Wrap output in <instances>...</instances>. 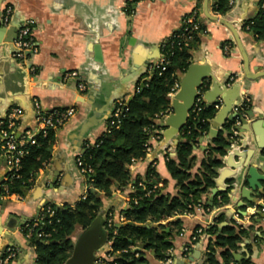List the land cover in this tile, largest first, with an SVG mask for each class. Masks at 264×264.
<instances>
[{
  "label": "crops",
  "instance_id": "1",
  "mask_svg": "<svg viewBox=\"0 0 264 264\" xmlns=\"http://www.w3.org/2000/svg\"><path fill=\"white\" fill-rule=\"evenodd\" d=\"M126 1L2 0L0 14L10 7L12 16L9 24L4 26L7 30L0 36V121L11 109L21 108L23 114L16 129V137H19L36 130L32 99H37L45 111L69 107L75 111L73 117L55 130L50 160L35 173L30 186L24 188L21 195L0 197V250L15 249V257L9 264L34 263V247L30 245L31 238H25L24 231L40 217L45 207L74 208L85 198L87 179L80 174L76 158L86 146L94 145L108 132L115 102L126 103L135 88L150 78V67L160 58L161 45L181 28L184 17L198 8V0H143L128 14ZM229 4V10L221 16L212 11L213 0H209L210 14L233 25L249 55L252 71L259 65L253 58V48L260 46L264 52V39L256 40L244 23L260 15L264 0H230ZM202 5L201 0L199 20L204 31L201 43L191 51L190 63L212 74V80L199 89L202 103L219 104L210 129L215 128L217 134L224 133V124L237 115L234 108L244 100H248L246 120L251 124L247 131H242L241 124L236 127L235 147L243 155V168L237 171L235 180L227 181L224 192L228 203L223 204L219 214H223L225 223L230 224L234 222L235 208L245 213L238 216L246 235L233 253L231 264H242L247 260L250 264H264V208L258 207V204L264 205V197L257 189L249 190L248 184L243 182L246 167L264 173V150L260 148L264 144V77L253 81L243 77L241 56L231 33L220 23L206 19ZM28 20L32 21V39L37 51L22 65L12 56L16 33L8 29L13 23H17L18 28ZM219 71L220 79L217 80L215 75ZM73 72L76 77L67 76ZM228 75L232 76L227 80ZM230 78L234 81L227 86ZM79 84L84 89H79ZM173 96L168 95L170 106ZM166 117L155 122L160 139L152 142L150 155L129 166L127 186L122 190L112 189L103 198L102 211L106 216L119 215L127 208L133 184L146 174L151 162H155L159 175L155 187L165 194L175 195V181L166 170L165 155L167 152L175 155L180 133L169 140L168 145L162 144L166 128L160 124ZM213 121H217L216 127H213ZM210 138L207 135L200 139L194 148L192 173L197 172ZM234 162H237L236 158ZM7 173L6 163L0 159V184ZM261 184L264 187V183ZM211 190L202 197L208 206H211ZM215 211L216 206L210 210L198 206L192 213L160 222L173 234L171 264H206L207 239L191 243L190 238L194 230L206 226L211 219L210 213ZM175 219L181 220L179 234H176L177 226L169 224ZM108 248L105 246L96 257L104 258ZM113 257L110 253L105 260ZM145 258L149 264H165L164 260H156L153 252L146 253Z\"/></svg>",
  "mask_w": 264,
  "mask_h": 264
},
{
  "label": "trees",
  "instance_id": "2",
  "mask_svg": "<svg viewBox=\"0 0 264 264\" xmlns=\"http://www.w3.org/2000/svg\"><path fill=\"white\" fill-rule=\"evenodd\" d=\"M140 1L143 0H127L126 13L131 14L133 6ZM229 2L230 0H213L212 11L224 16L230 8ZM200 3L201 0H198V8ZM197 21L198 29L191 33L187 45L181 39L184 26L161 45V54L168 57L167 69L161 74L151 70L150 78L137 86V91H134L126 102L118 124L109 127L108 132L94 145L86 146L84 152L78 156L82 163L81 168L90 169V172L83 175L87 179L85 198L74 208H58L52 205L44 208L39 217V225L29 240L35 252L33 264H64L72 253V239L76 233L87 227L96 217L104 214L103 198L112 189L122 190L130 182L129 166L144 157L143 146L150 136L148 131L153 126L157 127L156 119L171 110L168 94L176 84H179L181 75L188 69L191 51L201 43L204 27L199 16ZM247 25L248 31L256 40L264 39V9L258 17L244 23V27ZM244 107L247 113L249 104ZM216 113L214 105L204 103L199 112L190 110L180 130L181 142L175 148V155H165L166 170L175 181V195L165 194L160 188L155 187L159 175L153 162L150 163L146 174L136 179L133 192L130 194L131 201L123 211L127 223L114 225L113 229L107 230L111 255L114 257L105 260L104 264H149L145 258L148 252H153L156 260L163 261L172 248L173 234L166 230L161 221L192 213L198 206L210 210L228 203L226 192L217 194L211 206L204 203L202 197L209 189L215 187L217 170L222 167L221 159L226 155L234 139L233 130H236L234 123L237 117L224 124V133L219 132L210 138L197 172L192 173L195 164L194 148L199 145L200 139L210 135V124ZM3 128H6V124ZM13 131L16 136V130ZM54 132L51 129L47 130L46 135L33 132L35 144L25 145L27 153L20 157L17 172L19 177L6 183L10 194L21 195L23 189L30 186L35 173L48 163ZM148 192L150 193L147 194ZM48 208L54 211L51 217L45 212ZM148 222L158 226L146 227ZM224 223V215L218 214L211 224L201 228L207 236L206 264H231L233 253L238 249L242 237L246 235V229L242 226L234 222ZM169 224L177 226L176 234H179L181 220L175 219ZM37 233L43 236L37 238ZM137 244L144 245L142 251H134L133 248ZM242 264H250V261Z\"/></svg>",
  "mask_w": 264,
  "mask_h": 264
},
{
  "label": "built area",
  "instance_id": "3",
  "mask_svg": "<svg viewBox=\"0 0 264 264\" xmlns=\"http://www.w3.org/2000/svg\"><path fill=\"white\" fill-rule=\"evenodd\" d=\"M12 16V9L10 7H6L3 9V11L0 14V25L1 26H7L10 22ZM199 16V9L195 7L192 12L184 17L182 20V26L183 27V35L181 36V39L185 45H187L188 40L190 39V35L193 31H196L198 29V21L197 17ZM36 48L33 44L32 39V21H25L23 24H21L16 31V37L13 41V58L21 63L22 65H25L30 58V55L36 53ZM168 57L164 54H161L160 58L157 62H155L150 69L158 71L159 74H161L163 71L167 69L168 66ZM67 76L69 77H76V73H70ZM234 79L230 78L229 82L227 83V86L230 85L231 82H233ZM79 89H84V86L82 84L78 85ZM137 87L135 88V91H137ZM179 89V84H176L174 88L171 90V92L168 94L169 96L174 95L177 90ZM32 106L34 109V116H35V124H36V133H41L42 135H46L47 130H56L60 126L64 125L71 117H73L75 111L74 108L69 107L66 109H52L49 111H45L39 101L37 99H32ZM248 103V100H244L242 104L239 106H236L234 108V112L237 114V120L234 123L235 127H238L240 125V119L246 118V112H245V105ZM126 106V103L123 101H116L112 114L110 117V123L109 127H115L118 122L119 118L124 111ZM219 107V104L214 105V108L217 110ZM202 109V98L201 94L196 97L194 105L191 109L192 112H199ZM171 113V110L166 112L164 115H162L160 118L156 119V121L163 119L168 114ZM23 111L21 108L16 107L14 109H11L9 113L7 114L6 118L3 121H0V159H3L6 163L8 173L3 179V181L0 184V197H9L12 194L8 191L7 182L12 179H16L19 176L17 175V172L19 170V160L20 157H22L24 154L27 153L25 145L28 143L30 145L35 144L34 139V133H25L24 135H21L19 137H16L14 135V129L16 130L19 125V118L22 116ZM155 121V122H156ZM6 124V128H3V125ZM149 132V139L144 143L143 151H144V157L141 159H144L148 157L151 153L152 149V142L158 141L160 139V136L157 132V127L154 126L148 131ZM236 130H233V136L234 139L232 140V143L230 144V147H235L236 145ZM166 154H170L167 152ZM76 166L80 172L81 175H85V173L90 172V169H84L81 168V161L79 157L75 160ZM153 165H155V162H153ZM140 186H142L140 184ZM148 192L147 194H149ZM131 201V198L129 202ZM220 202V200H218ZM224 208V205L216 206V211L214 213H210L211 219H209L206 222V226L212 223V220L214 217H216L219 212ZM46 214L51 217L54 214V211L51 209H46ZM127 223L126 215L121 212L119 215H108L106 216L104 228L107 231L108 229H113L114 225H124ZM234 223L242 226L241 221L239 219V216L235 213L234 215ZM39 225V218L32 224L25 227V238L30 239L32 233L34 232V229L37 228ZM115 233V232H114ZM43 235L41 233H37L36 237L40 238ZM206 241L207 236L202 232V229H196L191 235L190 242H197L201 240ZM109 248V252L106 253L104 258H97L96 263L97 264H104V261L106 258L110 256V253L112 252L110 248V241L108 240L107 245ZM137 256V254H136ZM15 257V249L12 247L5 248L4 250H0V264H9L13 258ZM165 264H171L172 258L170 257V250L168 252V256L163 261Z\"/></svg>",
  "mask_w": 264,
  "mask_h": 264
},
{
  "label": "water",
  "instance_id": "4",
  "mask_svg": "<svg viewBox=\"0 0 264 264\" xmlns=\"http://www.w3.org/2000/svg\"><path fill=\"white\" fill-rule=\"evenodd\" d=\"M202 2L203 16L210 21L218 22L225 26L231 33L235 47L241 56L243 77L249 81L264 77V52H262L261 47L256 46L253 48V58L259 65L251 71L249 67V55L245 51L244 46L233 25H231L225 19L210 14L209 0H202ZM1 4L2 0H0V6ZM6 30V27L0 25V36ZM8 30L15 34L17 30V23L11 24ZM1 41L2 39L0 37V42ZM220 74L221 72L219 71L215 75L217 80L220 79ZM231 76L232 75L226 76L227 80ZM210 80H212V74L209 73L207 69L192 63H190L186 72L181 75L179 79V89L174 94L171 101V113L160 124V127L166 128L162 134L163 145H168V141L180 133V130L184 126L188 118V114L194 105L195 99L199 95V89ZM236 116L237 115H234L232 118H235ZM216 122L217 121H213V127H216ZM240 124L244 127L242 131H247L251 126V124L247 122L246 118H241ZM209 132L211 137L217 134V130L215 128L210 129ZM179 142H181V139H179ZM260 148L264 150V144H261ZM225 156V158L223 157L221 159L222 167L217 170V177L214 181L215 187L211 190L209 205H212L213 198L217 194L225 191L227 181L235 180L237 171L243 168L241 160L243 155L239 153V149H237V147H231L227 149ZM235 158L237 159V162H234ZM244 181L248 184L249 190L255 191L257 189L263 194L264 197V187H262L261 184L264 183V173H258L257 170L251 166L246 167V173L243 177V182ZM231 186L233 187V185ZM233 201L236 202L237 199H234L233 197ZM1 204L4 203L1 202ZM258 207L264 208V205L258 204ZM234 211L237 215L245 214L244 212H240L238 208H235ZM105 220L106 214L100 215L79 232L75 241L73 242L72 253L64 264H97L96 254L108 243V233L104 228ZM157 226V224H152L150 222L146 224V227L151 228H156ZM42 242L43 241H41V243ZM53 243L54 242H51V244ZM143 248V244H137L135 252ZM234 257L236 258V254H234Z\"/></svg>",
  "mask_w": 264,
  "mask_h": 264
}]
</instances>
